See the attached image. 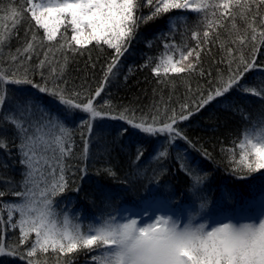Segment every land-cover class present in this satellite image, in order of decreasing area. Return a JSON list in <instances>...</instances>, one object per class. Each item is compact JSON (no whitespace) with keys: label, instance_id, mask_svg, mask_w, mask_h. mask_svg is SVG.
Listing matches in <instances>:
<instances>
[{"label":"snow or ice","instance_id":"snow-or-ice-1","mask_svg":"<svg viewBox=\"0 0 264 264\" xmlns=\"http://www.w3.org/2000/svg\"><path fill=\"white\" fill-rule=\"evenodd\" d=\"M144 7L149 9L147 15H141ZM173 10L201 14L205 29L203 40L198 38L197 30L192 31L196 45L189 47L185 44L187 51H181L178 59L173 54L166 56L165 72L170 70L174 74L195 72L202 51L213 43L217 29L225 27V19L234 21L239 15L247 21L251 17L248 22L251 34L247 29L242 34L237 32L231 40L236 47L225 49L230 70L227 79L222 78L207 95L200 93L191 104L183 103L179 112L171 110L170 115L167 111L161 114L157 108L149 118L148 114L137 115L134 109L127 107L117 109L108 100L100 104L98 98L118 74L122 59L131 49L140 26ZM5 13L10 24L6 23L0 29V62L8 65L6 69L0 67V150L12 158V148L16 149L18 163L23 168V180L19 190H0V206L7 209L6 219L0 215V227L3 228L0 256H18L27 264H47L48 257L38 256V253L46 254L51 250L56 264H73L76 257L71 254L83 249L87 250L86 254L95 253L88 256V264H264V220L243 225L236 231L218 226L208 230L204 224H180L164 216L141 225L131 216L121 221L117 215L84 233L78 226L69 229L67 221L63 228H57L54 209L55 197L67 191H80L78 186L72 187L69 182L71 166L66 159L73 156V130L65 126L61 113L64 118L78 111L88 114V118L80 119L76 125L84 142L85 160L97 121L103 120L121 121L127 128L153 139L159 138V147L152 157L157 160L169 155L168 149L177 139L191 144L179 125L233 89L264 97V90L257 91L241 84L245 74L257 67L256 52L264 45V0H25L23 6L13 5ZM210 14L213 19H209ZM28 16L29 27L25 29V39L20 47L4 54L3 48L13 38H18L17 30ZM68 26L70 38L67 36ZM232 29L235 30L234 23ZM41 30L42 37L38 34ZM171 31L155 37L162 40L166 51L176 47L175 41L166 39ZM215 39H219L218 34ZM93 43L97 49L104 50L106 46L112 50L103 69V79L94 92L83 86L69 89L67 81L63 80L64 65L70 58L67 54L71 53L73 57L83 55L92 50L88 46ZM151 45L152 40L146 39L145 47ZM249 45L251 56L245 58L242 49ZM237 51L241 54L236 70L232 71ZM57 54L63 55L64 59L59 69L56 67ZM34 58L38 61L36 64H32ZM150 62L151 58L146 59L141 67H149ZM160 67L157 64L152 68L154 76L159 75ZM129 71H132L131 66ZM34 74H39L42 83L33 81ZM200 74L204 75L203 72ZM8 84L31 85L38 93L56 101L60 112L54 114L46 105L36 104L31 95L9 94L5 88ZM188 90L193 91L191 87ZM127 128L121 130V137ZM240 148L255 157V167L247 165L249 172L264 169V134L247 138L240 143ZM136 149L134 163H138L145 153L143 146L138 145ZM205 156H208L206 152ZM244 159L242 154L241 160ZM185 161L186 157L180 161L182 170L200 183L201 177L194 174ZM3 167L8 165L5 163ZM79 171L86 174L87 168L82 167ZM104 171L115 175L109 168ZM0 182L12 188L11 181L4 177H0ZM8 194L19 200L3 201ZM17 228L19 238L15 245H6L4 233L14 232ZM33 233L35 239L31 240L30 247L26 252L21 251L20 246L28 244ZM177 240H183L185 246L177 247Z\"/></svg>","mask_w":264,"mask_h":264},{"label":"trees","instance_id":"trees-1","mask_svg":"<svg viewBox=\"0 0 264 264\" xmlns=\"http://www.w3.org/2000/svg\"><path fill=\"white\" fill-rule=\"evenodd\" d=\"M24 2L25 0H0V29L4 24H10L5 18V10L13 5L21 7ZM148 13L147 7L141 9V15ZM202 19L199 13L173 10L157 20L142 24L131 49L122 59L118 74L111 79L102 97L98 98L99 103L108 100L117 109L127 107L134 109L137 115L148 114L149 118L156 113L157 108L161 114L167 111L170 115L173 109L179 112L183 103L191 104L200 93L207 95L222 78L226 80L230 70L225 59V49L236 47L231 40L237 32L242 34L247 29L251 34L248 29L251 17L247 21L239 15L234 21L231 18L225 19V27L217 29V33L213 35V43L202 51L201 62L195 72H165L164 60L167 55L173 54L178 59L181 51H187L185 44L195 47L193 30H197L198 38L203 40L205 29L201 24ZM209 19H213L211 14ZM28 21L30 16L19 26L18 38H13L3 48L4 54L20 47L21 41L25 39V29L29 27ZM233 23L235 30L232 29ZM32 24L34 26V22ZM172 25L175 27L172 28ZM170 29L171 35L166 39L169 42L175 41L176 47L166 51L162 40L155 37ZM38 34L42 37V30ZM217 34L219 39H215ZM67 36H71L70 26ZM146 39L152 40L151 47H145ZM88 47L92 50L85 51L83 55L73 57L71 53L67 54L70 58L64 65L63 80L67 81L66 87L69 89H80L83 86L94 92L103 79V69L112 50L106 46L104 50L97 49L94 43ZM242 52L245 58H250L251 45L243 48ZM240 54V51L236 52L237 61L232 64V71L236 70ZM148 58H151L149 67L142 68L141 65ZM57 61L56 67L59 69L64 63L63 55L57 54ZM37 62L34 58L32 64ZM183 63L186 64L187 61ZM157 64L161 65L160 72L158 76H154L152 68ZM256 64L257 67L245 74L241 84L261 91L264 90V45L256 52ZM130 66L132 71H129ZM0 67L6 69L8 65L0 62ZM32 79L36 83H42L39 74L32 75ZM189 87L192 92H189ZM5 88L15 96L31 95L36 104L46 105L54 114L60 112L56 101L38 93L31 85L8 84ZM86 118L88 114L79 111L67 118L61 113L65 126L73 130V156L66 159V163L71 166L69 182L72 187L78 186L80 191H67L62 196L55 197L57 228H63L67 221L69 229L78 226L82 232L87 233L114 216L118 215L121 221L129 216L139 220L150 216L158 207H163L164 217L180 224H204L208 227L211 221L217 223V220L226 219L235 225L261 222L264 215V169L248 171V164L255 167V157L243 152L240 143L247 138L254 139L257 134H264V97L233 89L225 97L213 101L179 125L191 144L177 139L168 149L169 155L157 160L152 157L159 147V138L153 139L135 129L127 128L121 121L113 120L97 121L85 160L84 142L76 125L80 119ZM126 128L127 131L121 137L119 133ZM9 136L11 137V133ZM138 145L143 146L145 153L138 163H134ZM12 152L13 156L9 158L0 150V177L11 181L12 185L10 188L0 182V190L9 192L13 188L19 190L18 186L23 180V168L18 163L16 149L12 148ZM242 154L245 155L243 161ZM184 157L192 172L201 177L200 183L195 182L180 167V161ZM5 163L7 168L3 167ZM82 167L87 168L86 174L80 173L79 169ZM105 168L114 171L115 175H109L104 171ZM2 200L17 202L19 198L8 194ZM0 215L6 219L7 209L0 206ZM2 231L3 228L0 227V232ZM18 238V228L14 232L9 230L4 233L6 245H15ZM34 239L33 233L29 237V243L20 246L21 251L26 252ZM86 252L87 250L81 249L71 254L76 257L73 264H88V256L95 253ZM40 255L48 257L47 264H56L51 250L46 254L38 253ZM0 264H27V261L18 256H0Z\"/></svg>","mask_w":264,"mask_h":264},{"label":"rangeland","instance_id":"rangeland-1","mask_svg":"<svg viewBox=\"0 0 264 264\" xmlns=\"http://www.w3.org/2000/svg\"><path fill=\"white\" fill-rule=\"evenodd\" d=\"M162 211H163V207H158V208L153 210V212L150 214V216L145 217L143 219H139L138 221H140L141 225L147 224V223L151 222L153 219H155L157 216H163ZM262 220H264V215H263ZM225 223H230V222L228 221V219H226L225 221H223V220L218 221L217 220V223H214V221H211L209 226L206 227V229L211 230L212 228L217 227V226L222 225V224H225ZM236 226H239V225H236Z\"/></svg>","mask_w":264,"mask_h":264},{"label":"clouds","instance_id":"clouds-1","mask_svg":"<svg viewBox=\"0 0 264 264\" xmlns=\"http://www.w3.org/2000/svg\"><path fill=\"white\" fill-rule=\"evenodd\" d=\"M243 225H251V223H243L239 226H236L232 223H225V224L219 225L218 227H225L226 230L239 231ZM176 245H177V247H183V246H185V242L183 240H177Z\"/></svg>","mask_w":264,"mask_h":264}]
</instances>
